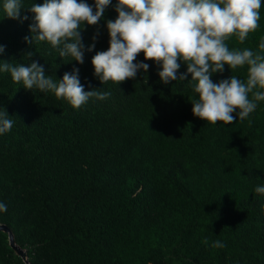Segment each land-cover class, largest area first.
I'll use <instances>...</instances> for the list:
<instances>
[{
    "label": "trees",
    "instance_id": "1",
    "mask_svg": "<svg viewBox=\"0 0 264 264\" xmlns=\"http://www.w3.org/2000/svg\"><path fill=\"white\" fill-rule=\"evenodd\" d=\"M44 2L20 0V18L10 19L0 0V61L38 62L56 83L78 69L85 92L110 95L75 109L0 71V112L13 120L0 134V203L7 206L0 224L29 262L0 232V264H264V195L255 192L264 186V101L242 121L237 110L234 123L212 125L193 115L199 94L190 74L179 80L187 65L178 61L177 81L165 85L162 65L143 53L134 63H147V72L102 84L92 59L110 46L107 21L118 18L117 0L97 25L81 26L83 64L47 41L32 42L29 9ZM78 2L95 12V0ZM262 39L264 0L259 27L226 44L264 55ZM248 67L225 65L212 81L246 82ZM217 240L225 246L212 247Z\"/></svg>",
    "mask_w": 264,
    "mask_h": 264
},
{
    "label": "clouds",
    "instance_id": "2",
    "mask_svg": "<svg viewBox=\"0 0 264 264\" xmlns=\"http://www.w3.org/2000/svg\"><path fill=\"white\" fill-rule=\"evenodd\" d=\"M111 4L112 0H95V12L88 3L78 0H45L43 4H33L29 9L34 14L30 25L32 42L47 41L59 49L61 57L71 56L83 64L85 46L81 26L97 25ZM3 8L8 18H20V0H5ZM260 9L261 0H117L118 18L107 21L110 46L92 59L95 75L102 84L109 81L121 84L134 79L139 70L149 69L147 63H134L143 53L145 60L162 65L158 74L167 85L177 81L181 67L178 61H182L187 72L179 80H186L190 74L194 91L199 94V99L191 102L193 115L212 125L218 121L232 124L236 119L233 113L239 110L242 121L255 111L257 102L264 101V55L249 49L230 51L226 40L236 36L242 43L259 27ZM94 48L95 43L87 51ZM259 49L264 52V39ZM3 52L4 48L0 47V54ZM0 62V71L10 72L13 81L22 82L26 90L34 87L41 92L51 90L57 99H65L75 109L91 97L104 100L110 95L96 90L85 92L78 69L66 72L56 83L46 77L44 67L38 62L30 66ZM225 65L231 71L248 65L246 82L232 75L230 79L213 83L211 77L222 73ZM8 116L7 112H0V134L13 127ZM255 192L264 195V186H257ZM0 211L6 212L7 206L0 203ZM202 243L207 245L208 241ZM224 246L219 240L212 245Z\"/></svg>",
    "mask_w": 264,
    "mask_h": 264
},
{
    "label": "water",
    "instance_id": "3",
    "mask_svg": "<svg viewBox=\"0 0 264 264\" xmlns=\"http://www.w3.org/2000/svg\"><path fill=\"white\" fill-rule=\"evenodd\" d=\"M0 232H5L8 234L9 236V241H10V245L11 247L14 249L15 253L20 256L26 263L28 262V256H27V252L25 250H23L21 247H19L16 242H15V237L13 232L9 229V227H7L6 225H2L0 224Z\"/></svg>",
    "mask_w": 264,
    "mask_h": 264
}]
</instances>
